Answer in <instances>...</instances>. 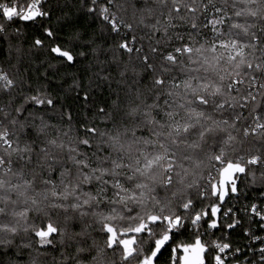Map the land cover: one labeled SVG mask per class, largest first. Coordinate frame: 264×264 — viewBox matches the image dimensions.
Returning <instances> with one entry per match:
<instances>
[{"label":"snow or ice","instance_id":"1","mask_svg":"<svg viewBox=\"0 0 264 264\" xmlns=\"http://www.w3.org/2000/svg\"><path fill=\"white\" fill-rule=\"evenodd\" d=\"M128 2L129 0H124V3ZM162 2L166 5L169 0H162ZM171 2L174 6L169 9V20L173 13L179 16L182 11H186L190 16L196 18L210 12V16L204 15L203 27L211 29L212 39L195 48L192 46L193 42L181 43L171 52L162 51L161 40L156 39L155 46L150 45V54L144 55L142 62L148 69L155 72L150 60L157 55L162 59L161 68L164 70L166 66L175 65L179 56L192 57L195 52L196 58L192 62L198 65L196 70L203 69L206 73H212L215 79L205 77L203 80L198 79L195 84L191 78L172 81L168 85L169 88L182 89L185 97H193L194 100L189 103L206 107L211 100L218 111H232L231 123L225 120L223 124L240 132L241 129H237L236 125L245 121L242 129L245 140L249 136L264 138V109H260L258 113L260 102L257 100V96L264 97V8L260 7L264 0H239L244 3L245 7L239 10L233 7L231 15H227L228 9L224 0H219L221 6H217L218 0H171ZM235 2L236 0H233V4ZM142 3L147 5L148 0H142ZM47 4L48 0H12L10 3H0V16L9 24L19 20L43 27L44 22L51 14V9L46 7ZM136 4L137 0H131L133 8H136ZM79 5L81 10H85L90 16L110 26L111 31L117 35H121L122 28L129 32L132 31V25L126 23L116 11H113V9L119 10L124 5L118 3L117 0H79ZM137 10H146L149 13L152 11L150 8ZM143 22L142 16L141 23ZM8 26L0 24V35L6 33ZM170 27H172L171 24L163 29L161 38L169 39ZM191 28L194 32H199L201 25L193 23ZM256 28L258 31L254 30ZM151 29L153 33L161 31L159 20L151 25ZM44 32L55 44V32L50 27L44 28ZM14 33L16 36L20 35L18 29H15ZM242 35L248 39H242ZM76 39L79 40V37ZM176 39L183 40V37L178 35ZM136 43L135 36L130 41L122 36L118 48L129 55V60H131L134 51L139 58L143 48L142 46L136 48ZM43 46L44 41L41 39H36L33 45L34 48ZM81 47L92 49V54L96 57L95 63L100 67L97 77L107 80L108 77L103 75L106 62L100 61V49L95 46V41H82ZM47 50L59 58L58 62L61 64H74L78 58L86 56L84 51L75 53L70 44L64 46L55 44ZM16 51L18 55L21 53L19 48ZM111 62L115 63V58ZM223 65H227V67H223ZM49 66L56 67L52 64ZM120 75L124 77L125 72L122 71ZM17 83L25 84L23 80L11 79L7 73L0 69V93L11 91ZM152 84L164 86L165 80L161 76L153 79ZM171 94L170 91L169 95ZM218 97L219 99H217ZM21 99H23V103L18 106L15 104L16 97L9 99L7 105L0 103V189L5 184L3 177L12 172L14 163H20L21 172L15 188L19 190L18 195L23 197L27 207L12 211L14 223L0 222V232L14 234L18 228L23 227L25 231H31L38 238L39 245H53L57 236L62 238L64 235L59 221L53 218V212L59 210L68 213L71 210L73 213H78L80 217H85L89 214V209L93 207V202L99 208L103 200L111 204L112 207L107 212L93 213L96 222L101 226L100 230L106 235V241L105 246L98 249L96 255L92 257V264H103L104 254L113 249L120 253V264H130L132 260H136L137 264H159V259L165 252L169 253L170 264H228L230 258L242 251L240 248L233 249L230 243L217 242L212 239L205 240L204 237L211 236L213 230L234 229L240 225V221L235 219L236 213L232 208L223 210L225 197L229 192L237 193L236 181L239 174L247 173L254 177L253 166L264 169V150L256 149V154L250 155L253 150H243L244 141H238L236 136L228 132L218 154L212 157L215 161V174L209 175L207 185L203 187L196 180L185 184L190 170L177 161L175 151L167 143L159 144L160 151L139 152L134 164H126L123 160H111L112 167L109 172L107 168L91 167L86 153L81 159V147L92 148L89 137L96 135L95 127L85 128V137L78 139L75 144L65 143L60 139L59 129L55 137L48 138L46 133L54 126L49 124L41 113L48 112L49 109L55 111L54 99L39 91L37 94L22 96ZM117 102L118 99L114 101V104ZM179 107H184V105L181 104ZM245 111L247 115H244ZM101 112L104 116L110 115L103 109ZM146 115L151 116L150 113H146ZM165 115L169 117L170 121L167 125L169 131L165 140L173 146L179 147L182 135L188 134L191 125L190 123L181 125L179 121L171 123L175 120V113L166 112ZM190 115H194L197 120L201 117V113L195 111ZM68 119L71 121L70 115ZM149 122L158 124L153 120ZM220 123L214 122L208 132H214ZM158 126L165 127L163 124ZM17 128L20 129L19 133L16 131ZM30 129L34 131V136L22 143L21 135L27 136ZM64 135H67V132ZM159 137L160 133L157 132L156 139L158 140ZM108 139L112 144H118L119 134L116 136L109 134ZM203 140L204 136L202 135L201 141ZM152 143L154 141H145L146 145ZM185 147L195 151L198 145L193 143ZM56 151H59L61 155L65 152L68 154L69 162L77 168L82 177L80 184L71 185L70 169L57 157ZM109 159V157H105V162ZM33 164L36 169L40 170L37 173L39 183L44 186L45 194L41 199H37L38 196H41V192L35 187L36 176H33L32 179H26L23 176V168ZM85 169L89 171L85 172ZM123 169H127L130 173L126 174L128 181L139 177L144 182H138L129 188L117 181L111 185L113 191L110 200L106 195V188L95 196L91 193L77 195L81 184H90L93 179L101 181L108 175L117 176ZM154 169H160L162 187L168 188L175 181L178 184H185L188 190L195 188L196 195L193 196L190 193L185 195L182 203L176 207L162 205L156 201L152 208L148 209L146 201L156 199L154 196L147 195L152 191L151 185L147 181L155 182V177L152 175ZM261 179H264V172L261 174ZM103 183L107 184L108 181L103 180ZM61 186H63L62 190ZM175 196L176 193H173V197ZM69 197H72L70 204L68 203ZM41 200L48 201L46 207L52 211H44L40 207ZM204 201L210 202L204 204ZM6 211V205L0 203V217L4 216ZM31 212L42 213V215H39L38 221L30 222L29 214ZM125 213L129 214L127 224L123 223ZM245 215L250 223L255 221L264 230V207L256 204L250 207L246 206ZM230 216L233 217L231 222L225 223ZM203 225L207 226L206 230ZM186 233L190 234V238L185 239ZM245 235L249 241H259L261 245H264V237L256 234L251 227L245 229ZM223 238V236L220 237L221 240ZM250 248L252 259L245 260V264H264V246L256 248L253 243L250 244ZM80 251V249L77 250V256ZM74 259L75 257L66 258L61 264H70V260Z\"/></svg>","mask_w":264,"mask_h":264},{"label":"trees","instance_id":"2","mask_svg":"<svg viewBox=\"0 0 264 264\" xmlns=\"http://www.w3.org/2000/svg\"><path fill=\"white\" fill-rule=\"evenodd\" d=\"M118 3L124 5L116 11L119 16L128 24L132 25V31L121 29V35L113 33L110 26L103 24L99 19L90 16L85 10L80 9L79 0H49L46 5L51 9V14L44 22L43 27H39L32 23H24L15 20L9 24L6 20L3 24L9 25L6 33L0 36V68L6 72L9 77L16 81L23 80L25 84L17 83L16 87L11 91L0 93V103L7 105L9 99L16 97V106L23 103L22 96L37 94V91L46 93L55 101V111L49 109L48 112L41 113L44 119L54 127L50 128L46 136L48 138L55 137L58 129L60 139L65 143H77L78 139L85 137V128L95 127L96 135L89 137L92 148L87 149L81 147V159L86 153L88 162L93 168H107L111 171V160H123L126 164H134L137 155L141 151H160L159 144L167 143L168 146L175 151L176 159L182 163L185 168L190 170L185 184H190L193 180L198 181L201 187L206 186L209 175H214L215 161L212 157L218 154L219 149L223 146V141L227 138L228 132L236 136L238 141H244L243 150L252 149L250 155H255L256 149L264 150V138H256L249 136L246 140L243 136V125L245 121H241L236 125L240 132H236L223 124L227 120L231 123L233 119L232 111H218L210 100L208 105L202 106L196 103H189L194 100L193 97H185L182 89H170L169 83L172 81H183L191 78L195 84L198 79L203 80L205 77L215 79L212 73H206L203 69L197 71L198 65L192 61L196 58L195 52L192 57L182 55L178 57L175 65L166 66L164 70L161 68L162 59L159 55L150 60L155 72L148 69L142 62L143 56L150 54V45L155 46V40L160 39V47L162 51L171 52L181 43L188 44L193 42V47H198L205 41L212 39L213 33L210 28L203 27L204 15L199 18L190 16L186 11H182L179 16L173 13L171 20L168 18L169 9L173 8L171 0L165 5L162 0H148L147 5H143L142 0H137L136 8L131 6V0L124 3V0H117ZM228 12L231 15L233 7L243 9L244 3L236 0H224ZM199 7V5H196ZM217 6H221L218 0ZM255 7V5H252ZM264 8V3L260 4ZM140 8H150L148 11H138ZM143 16L144 22L141 23ZM159 20V33H153L151 25ZM196 23L201 25L199 32H194L191 25ZM169 28V39L161 38L163 29ZM51 28L55 32V44L71 45L75 53L84 51L86 56L78 58L74 64H61L59 58L55 57L47 49L55 46L52 40L45 35L44 28ZM18 29L20 35L16 36L14 30ZM258 31V28L254 29ZM182 36L183 40L176 39ZM125 36L129 41L133 36L136 37V48L142 46L143 51L137 57L134 51L129 60V55L118 48L119 43ZM79 37V40L76 39ZM242 39H248L243 36ZM36 39L44 41V46L34 48ZM94 40L95 46L100 49L99 59L106 62L103 75L108 79L104 80L97 77L100 67L95 63L96 57L92 54L90 47H81L82 41ZM19 48L21 53L18 55L16 49ZM115 58V63L111 61ZM56 65L51 68L49 65ZM227 67V65H223ZM125 72V76L121 77L120 73ZM46 73V75H45ZM259 75V74H258ZM163 77L164 86H154L152 80ZM79 85V86H77ZM23 89V91H21ZM172 92L169 95V92ZM87 96V99H85ZM118 102L114 104V101ZM219 99V97L217 98ZM260 102V109H264V97L257 96ZM183 104L184 107H179ZM110 113L104 116L101 110ZM201 113L199 120L191 112ZM166 112L175 113V120L184 123H190L189 132L186 136L181 137L179 147L173 146L169 141L165 140L169 131V117ZM146 113H150L149 117ZM26 115V114H25ZM71 116V121L68 117ZM247 115V112H244ZM153 120L158 124L150 123ZM214 122H221L215 128L214 132L209 133L208 129ZM38 124L39 121L37 120ZM163 124L165 127L160 128L158 125ZM17 133L20 129H16ZM67 132V135L64 133ZM160 133V137L156 139V133ZM116 136L119 134V143L112 144L108 136ZM204 140L201 141V136ZM34 136L33 130H28L27 136L21 135V142ZM146 140L154 141L152 144H145ZM196 143L198 147L195 151L185 146ZM243 154V152H241ZM57 157L62 163L70 169L71 185L80 184L82 177L76 167H73L68 160V154L63 155L56 151ZM105 157L110 159L105 162ZM15 160V157H13ZM35 161V158H34ZM255 176L245 174L240 179L238 187V197L231 196L224 204V209L232 208L236 213L235 219L240 221V225L234 229L219 228L213 231L211 236H205L204 239L217 240V242H227L233 247L243 248L247 245L248 238L244 235V230L249 226V220L243 212V209L253 201H259L264 195V179L261 174L264 169L253 166ZM153 170L152 175L155 182L148 180L152 191L147 193L154 196L155 200L146 201L147 208L151 209L156 201L162 205H179L185 195H196V189H186L185 184H173L164 188L161 186V174L157 175ZM23 176L26 179H32L36 176L37 183L35 187L41 192V199L44 193V186L39 183L38 172L34 164L23 168ZM59 171V169H57ZM88 172V169L84 170ZM21 172L20 163H14L13 170L3 177L5 184L0 189V203L6 205V214L0 217V222L14 223L12 211L23 209L25 205L23 197L18 195V189L15 185L18 182V176ZM97 174H99L97 172ZM127 169L120 170L119 175H108L101 181L93 179L90 184H81L77 191V195L83 193H91L93 196L98 192L107 189L106 195L110 200L112 198L111 185L117 181L123 183L126 187L132 188L138 182H144L142 178H134L131 181L126 179ZM54 178H57L54 176ZM103 180L108 183L104 184ZM61 186V190H62ZM9 189H12L11 191ZM173 193L176 196L173 197ZM213 200L215 198H212ZM72 202L69 197L68 203ZM210 201H204V204ZM48 201L41 200L40 207L44 211H52L47 208ZM132 206V205H130ZM112 207L101 201L99 208L93 202V207L89 209V214L80 217L78 213L69 210L68 213L57 210L53 212V218L58 220L60 227L64 230L62 238L57 236L53 245L41 246L31 231H25L23 227L17 229L16 233L0 232V264H61L66 258L75 257L70 260V264H92V257L96 255L97 244L102 246L105 244L106 235L100 230L101 226L96 222L93 213L97 211L107 212ZM199 209V205L197 206ZM58 212V214H57ZM36 212L29 214L30 222L39 220ZM125 220L129 219V214L125 213ZM68 217H71L70 219ZM233 217H229L225 223L231 222ZM206 230L207 226L203 225ZM223 236V240L220 237ZM190 238V234L185 235V239ZM194 238V237H193ZM80 253L77 256V250ZM117 253V250H109L106 254ZM109 261V260H108ZM108 263V262H107ZM132 264H137V261ZM159 264H170L169 253L165 252L159 259Z\"/></svg>","mask_w":264,"mask_h":264},{"label":"built area","instance_id":"3","mask_svg":"<svg viewBox=\"0 0 264 264\" xmlns=\"http://www.w3.org/2000/svg\"><path fill=\"white\" fill-rule=\"evenodd\" d=\"M10 2H12V0H0V3H10ZM4 20L5 19L2 16H0V24H3ZM261 197H262L261 200H259V201L255 200V201L251 202L249 205H247V207H250L253 204H256L260 207H264V195H262ZM245 210H246V207L243 209L244 214H245ZM249 227H251L255 231L256 234L260 235L261 237H264V230L261 229L259 223L255 222V221H253L251 223L249 222V226L246 229H248ZM244 235H245V230H244ZM253 243H254L256 248L264 246V245H261L259 241L251 242L248 239L247 245L243 248H240V249H242V251L240 253H238L235 257L230 258L228 261V264H245V260H251L252 259V250L250 248V244H253ZM232 248L235 249V248H239V247L233 246ZM257 258H258V255H257Z\"/></svg>","mask_w":264,"mask_h":264},{"label":"rangeland","instance_id":"4","mask_svg":"<svg viewBox=\"0 0 264 264\" xmlns=\"http://www.w3.org/2000/svg\"><path fill=\"white\" fill-rule=\"evenodd\" d=\"M156 174L157 175H160L161 172H160V169H157L156 170ZM177 205H175L176 207ZM125 222H129V219L128 220H125ZM98 244H101V243H98ZM97 244V250L100 249V248H103L105 246V244H103L102 246H98ZM109 260V261H108ZM136 260H132L130 262V264H132L133 262H135ZM108 262V263H107ZM103 264H120V253L117 251V253H114V254H104V261H103Z\"/></svg>","mask_w":264,"mask_h":264},{"label":"water","instance_id":"5","mask_svg":"<svg viewBox=\"0 0 264 264\" xmlns=\"http://www.w3.org/2000/svg\"><path fill=\"white\" fill-rule=\"evenodd\" d=\"M243 176H245V174H239V176H238V179H237V181H236V182H237V189H238L239 184H240V179H241ZM231 196H233V197H237V196H238V191H237L236 194H232L231 192H229L228 196L225 197V203H226V201H227ZM225 203H224V204H225ZM217 230H218V229L213 230V231H217Z\"/></svg>","mask_w":264,"mask_h":264}]
</instances>
